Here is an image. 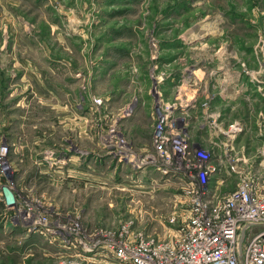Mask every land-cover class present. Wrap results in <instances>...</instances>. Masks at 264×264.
Listing matches in <instances>:
<instances>
[{
  "label": "rangeland",
  "instance_id": "1",
  "mask_svg": "<svg viewBox=\"0 0 264 264\" xmlns=\"http://www.w3.org/2000/svg\"><path fill=\"white\" fill-rule=\"evenodd\" d=\"M176 144L211 156L207 187ZM5 149L0 264L170 241L188 192L264 174V0H0Z\"/></svg>",
  "mask_w": 264,
  "mask_h": 264
},
{
  "label": "built area",
  "instance_id": "2",
  "mask_svg": "<svg viewBox=\"0 0 264 264\" xmlns=\"http://www.w3.org/2000/svg\"><path fill=\"white\" fill-rule=\"evenodd\" d=\"M161 133L158 129L154 140L159 154L163 152ZM173 151L196 172V184L207 187L216 170L208 152L193 150L190 159L178 144ZM5 153L6 149L0 156L2 173L8 171ZM239 174L240 184L221 199L209 190L201 197L188 192L190 217L170 241L154 242L141 236L133 240L123 232L117 243L91 244L79 249L75 260L61 264H240L239 246L243 264H264V174Z\"/></svg>",
  "mask_w": 264,
  "mask_h": 264
},
{
  "label": "water",
  "instance_id": "3",
  "mask_svg": "<svg viewBox=\"0 0 264 264\" xmlns=\"http://www.w3.org/2000/svg\"><path fill=\"white\" fill-rule=\"evenodd\" d=\"M242 235H243V233H242ZM241 241H242V238H241V240H240V242H239V245H241ZM238 258H239V262H240V264H243V263H242V256H241L240 246H239Z\"/></svg>",
  "mask_w": 264,
  "mask_h": 264
},
{
  "label": "bare ground",
  "instance_id": "4",
  "mask_svg": "<svg viewBox=\"0 0 264 264\" xmlns=\"http://www.w3.org/2000/svg\"><path fill=\"white\" fill-rule=\"evenodd\" d=\"M11 204V203H10Z\"/></svg>",
  "mask_w": 264,
  "mask_h": 264
}]
</instances>
